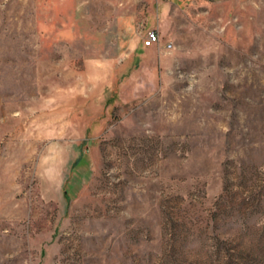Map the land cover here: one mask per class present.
Returning <instances> with one entry per match:
<instances>
[{
    "label": "rangeland",
    "instance_id": "374dc122",
    "mask_svg": "<svg viewBox=\"0 0 264 264\" xmlns=\"http://www.w3.org/2000/svg\"><path fill=\"white\" fill-rule=\"evenodd\" d=\"M0 264H264V0H0Z\"/></svg>",
    "mask_w": 264,
    "mask_h": 264
},
{
    "label": "built area",
    "instance_id": "2783aa9c",
    "mask_svg": "<svg viewBox=\"0 0 264 264\" xmlns=\"http://www.w3.org/2000/svg\"><path fill=\"white\" fill-rule=\"evenodd\" d=\"M159 40L158 32L155 29L147 30L144 36V45L150 46L157 43ZM166 47H171L170 43H167Z\"/></svg>",
    "mask_w": 264,
    "mask_h": 264
}]
</instances>
